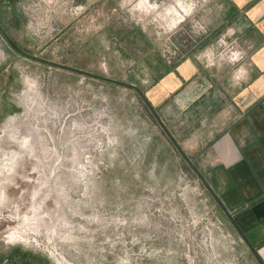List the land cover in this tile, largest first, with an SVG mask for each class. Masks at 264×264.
I'll list each match as a JSON object with an SVG mask.
<instances>
[{
    "label": "rangeland",
    "instance_id": "rangeland-1",
    "mask_svg": "<svg viewBox=\"0 0 264 264\" xmlns=\"http://www.w3.org/2000/svg\"><path fill=\"white\" fill-rule=\"evenodd\" d=\"M18 1L17 14L0 7L8 37L0 30V244L27 246L52 264H258L126 85L147 92L150 47L167 60L173 43L181 52L195 46L180 22L203 0ZM205 54L244 58L223 36Z\"/></svg>",
    "mask_w": 264,
    "mask_h": 264
},
{
    "label": "crops",
    "instance_id": "crops-1",
    "mask_svg": "<svg viewBox=\"0 0 264 264\" xmlns=\"http://www.w3.org/2000/svg\"><path fill=\"white\" fill-rule=\"evenodd\" d=\"M17 2L0 0V7L17 14ZM180 23L196 44L181 52L173 43L170 54L181 57L167 60L150 47L145 95L264 264V0H203ZM221 36L238 44L239 63L205 57ZM0 264L52 262L27 246L0 244Z\"/></svg>",
    "mask_w": 264,
    "mask_h": 264
},
{
    "label": "water",
    "instance_id": "water-1",
    "mask_svg": "<svg viewBox=\"0 0 264 264\" xmlns=\"http://www.w3.org/2000/svg\"><path fill=\"white\" fill-rule=\"evenodd\" d=\"M0 30L3 33V35L7 37L6 31L3 29L1 23H0ZM19 53L22 54L25 57H28L30 59L36 60V61L41 62V63H44V64H48V65H51V66H56V67H59V68H63V69H66V70H70V71H74V72H77V73H80V74H84V75L91 76V77H94V78L102 79V80H105V81H108V82H117V83H121L122 84V82L117 81L115 79H112V78H109V77H106V76H101V75H98V74H95V73H92V72H89V71H86V70H82V69H79V68H74V67H71V66H67V65H64V64H61V63H57V62H54V61H51V60H47V59L38 57L36 55H33L31 53H28V52H25V51H22V50H19ZM131 87L141 96V98L144 100V102L147 105V107L151 110V112L153 113V115L155 116V118L162 125V127L165 130L166 134L172 140V142L177 147V149L179 150V152L186 159V161L191 165V167L199 174V176L202 178V180L206 183L208 189L211 191V193L214 195V197L218 201V203L221 206V208L223 209V211L227 214V216L229 217V219L235 224V221H234L233 216L228 212V210L225 208V206L223 205V203L221 202V200L219 199V197L215 194V192L213 191V189L211 188V186L206 182V180L203 178V176L199 173L198 169L191 162V160L189 159V157L187 156V154L184 152V150L181 148V146L175 140V138L173 137V135L171 134V132L169 131V129L167 128V126L164 124V122L162 121V119L158 115V113L155 110V108L152 106L151 102L149 101V99L147 98V96L145 95V93L138 86L132 85ZM242 236L245 239V241H247L243 233H242ZM248 245L250 246V248L252 249V251L254 252V254L258 257V259H260L257 251L255 250V248H253L249 242H248Z\"/></svg>",
    "mask_w": 264,
    "mask_h": 264
},
{
    "label": "built area",
    "instance_id": "built-area-1",
    "mask_svg": "<svg viewBox=\"0 0 264 264\" xmlns=\"http://www.w3.org/2000/svg\"><path fill=\"white\" fill-rule=\"evenodd\" d=\"M223 43H225V42H223ZM231 53H232V55H234V53H235V54H238V52H231Z\"/></svg>",
    "mask_w": 264,
    "mask_h": 264
},
{
    "label": "flooded vegetation",
    "instance_id": "flooded-vegetation-1",
    "mask_svg": "<svg viewBox=\"0 0 264 264\" xmlns=\"http://www.w3.org/2000/svg\"><path fill=\"white\" fill-rule=\"evenodd\" d=\"M12 41V40H11ZM18 51H19V49L17 48V47H15Z\"/></svg>",
    "mask_w": 264,
    "mask_h": 264
}]
</instances>
